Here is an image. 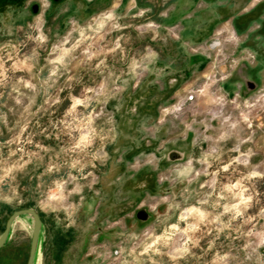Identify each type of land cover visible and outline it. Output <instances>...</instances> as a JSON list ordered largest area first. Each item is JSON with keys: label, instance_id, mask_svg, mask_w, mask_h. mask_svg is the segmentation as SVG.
Segmentation results:
<instances>
[{"label": "rangeland", "instance_id": "rangeland-1", "mask_svg": "<svg viewBox=\"0 0 264 264\" xmlns=\"http://www.w3.org/2000/svg\"><path fill=\"white\" fill-rule=\"evenodd\" d=\"M14 1L0 234L33 208L34 264H264V0L184 22V0ZM31 230L13 222L0 264L26 263Z\"/></svg>", "mask_w": 264, "mask_h": 264}, {"label": "water", "instance_id": "water-1", "mask_svg": "<svg viewBox=\"0 0 264 264\" xmlns=\"http://www.w3.org/2000/svg\"><path fill=\"white\" fill-rule=\"evenodd\" d=\"M22 215H28L32 219L30 245H29L28 256L25 264H34L35 256L38 253L39 236L41 231V220L38 213L33 208H21L13 211L9 215V217L5 222L4 229L0 234V248L4 245V243L6 242L9 236L13 222Z\"/></svg>", "mask_w": 264, "mask_h": 264}, {"label": "crops", "instance_id": "crops-1", "mask_svg": "<svg viewBox=\"0 0 264 264\" xmlns=\"http://www.w3.org/2000/svg\"><path fill=\"white\" fill-rule=\"evenodd\" d=\"M23 1V0H22ZM162 3L168 1V0H161ZM180 1V0H179ZM14 0H0V18L5 19L7 12L9 11V9L13 8L15 6ZM184 9L185 12L180 18L181 21H186L187 18L189 19V12L192 11V13L194 12L195 8H196V4L200 2V0H184ZM14 9V8H13ZM17 9V7H16ZM173 11V10H172ZM171 12V11H170ZM208 34H206L207 36Z\"/></svg>", "mask_w": 264, "mask_h": 264}, {"label": "built area", "instance_id": "built-area-1", "mask_svg": "<svg viewBox=\"0 0 264 264\" xmlns=\"http://www.w3.org/2000/svg\"><path fill=\"white\" fill-rule=\"evenodd\" d=\"M222 35V34H221ZM221 35H219V36H215L214 38H213V40L212 41H214V43H215V45L213 44L212 46L210 45V47L212 48H214V46H216V44L218 43V41H220V38L222 37ZM210 48V49H211ZM220 75H224V72L222 71V72H220ZM195 102V94H189V95H186L185 97H184V99L182 100V102H181V104H180V106H178L177 107V110H179L180 109V107H182L184 104H188V105H191V104H193Z\"/></svg>", "mask_w": 264, "mask_h": 264}]
</instances>
